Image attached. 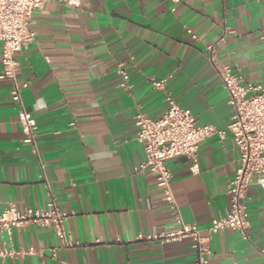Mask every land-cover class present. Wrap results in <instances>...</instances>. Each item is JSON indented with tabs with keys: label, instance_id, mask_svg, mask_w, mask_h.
Returning a JSON list of instances; mask_svg holds the SVG:
<instances>
[{
	"label": "crops",
	"instance_id": "crops-1",
	"mask_svg": "<svg viewBox=\"0 0 264 264\" xmlns=\"http://www.w3.org/2000/svg\"><path fill=\"white\" fill-rule=\"evenodd\" d=\"M31 28L36 39L15 58L18 82L28 83L23 103L38 123V155L22 141L11 85L0 80V212L10 202L40 208L54 199L70 214L65 228L77 246L62 248L52 229L30 224L3 235L14 253L0 264H194L189 239L138 237L183 224L207 235L229 212L234 141L229 134L202 141L198 173L186 157L166 163L177 220L155 174L135 172L144 156L135 117L164 113L165 94L151 79H167L165 91L197 125L225 129L232 109L207 46L247 83L264 85V0H82L79 9L48 0ZM225 28L232 34L218 42ZM118 68L129 75L128 92ZM245 203L247 239L233 230L211 234L208 264H264V190L255 181Z\"/></svg>",
	"mask_w": 264,
	"mask_h": 264
},
{
	"label": "built area",
	"instance_id": "built-area-1",
	"mask_svg": "<svg viewBox=\"0 0 264 264\" xmlns=\"http://www.w3.org/2000/svg\"><path fill=\"white\" fill-rule=\"evenodd\" d=\"M46 1L48 0H0V80H6L11 85L10 98L17 108V122L21 129L22 141L30 145L36 155L38 123L23 103L22 90L28 87V83H20L17 80L19 63L15 56L36 39V33L31 28L32 15ZM56 1L72 9H79L82 4V0ZM188 32L192 40H197L196 35ZM230 34L232 31L225 28L218 42H223ZM259 41L264 56V29L260 33ZM213 48V44L207 46V58L227 93V104L232 109L230 121L225 129L219 130L210 124L197 125L191 111L181 108L172 95L165 91L167 79H151L152 87L165 94L167 106L164 113L158 118H149L143 113H138L135 117V139L142 146L144 154L135 172L155 174L157 186L163 192V200L175 211L177 220L179 214L171 190L173 175L166 163L176 157H186L192 163L191 172L198 173L197 153L202 141L211 135H217L223 140L228 134L234 141L239 167L227 186L226 193L230 201L228 214L213 219L207 229V235H203L194 225L183 224L177 232L138 237L141 241L161 243L189 239L194 251V264H208L211 234L233 230L247 239L249 220L245 200L248 188L255 181L264 190V85L247 83L229 65L219 63ZM116 72L121 79L120 88L128 92L131 86L127 71L118 68ZM69 217L70 214L62 211L54 199H50L40 208L19 209L15 203L10 202L0 212V262L14 253L13 249L2 241L3 235L11 237L13 229L30 224L52 229L62 248L77 246L65 228ZM31 252L32 249L28 251Z\"/></svg>",
	"mask_w": 264,
	"mask_h": 264
}]
</instances>
